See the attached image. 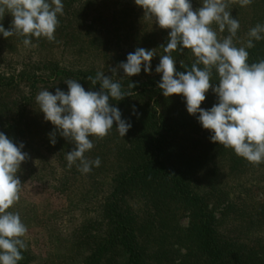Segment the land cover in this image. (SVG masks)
Returning a JSON list of instances; mask_svg holds the SVG:
<instances>
[{"label": "rangeland", "instance_id": "374dc122", "mask_svg": "<svg viewBox=\"0 0 264 264\" xmlns=\"http://www.w3.org/2000/svg\"><path fill=\"white\" fill-rule=\"evenodd\" d=\"M190 2L194 11L202 6V0ZM62 3L63 15L57 14L59 25L52 42L44 37H31V44L25 46V37L14 34L6 39L0 33V131L10 120L27 122L23 127H29L24 133L29 149H22L28 158L20 168L21 199L9 209L19 213L28 229L22 237L27 250H21L27 264L126 263L125 254L117 250L110 251L109 260L92 259L91 247L94 238L107 230L103 204L112 192L114 172L123 165L117 152L132 148L134 160L146 155L147 151L138 150L137 143H132L130 132L135 126L141 146L152 128L155 132L159 126L163 127L166 165L171 170L188 173V185L212 214L218 243L226 250L254 254V262L264 264V162L254 166L233 149L212 142V133L197 119L199 114L187 112L182 95H163L158 87L162 74L155 69L166 54L162 46L167 45L170 30L161 29L154 19H146L134 0H62ZM226 10L240 23L234 45L246 48L250 29L264 25V0H252L244 7L238 2L229 3ZM12 19L6 13L0 24L10 30ZM212 28L219 39L229 35L227 29L220 32L218 25L213 24ZM253 43L255 47L246 48L249 64L264 60V39H253ZM137 48L155 52L149 73L144 72L143 66L139 74L131 77L125 76L123 69L117 73L110 71L127 62V55ZM171 55L179 72L189 70L195 60L188 49ZM97 72L112 76L123 91L133 93L120 101L110 100L120 110L121 119L132 127L121 137L114 122L103 139L91 136L94 147L85 157L89 161L99 157L101 164L92 166L90 176L87 173L75 177L68 171L73 168L79 171L80 162L68 167L66 160V154L75 145L53 153L50 133L55 126L45 121L35 98L42 90L55 94L59 88L67 92L64 82L69 79L78 81L86 91H99L100 84L94 86L87 79L94 78ZM130 83L135 85L133 89H129ZM211 83L218 86L215 71ZM216 103L218 97L210 88L201 108L208 110ZM18 111L24 113L22 119H16ZM151 121L155 126L150 128ZM5 135L17 146L22 143L19 134L18 139L14 132ZM25 170L30 171L29 177L23 176ZM63 180L69 187L66 192L58 188ZM124 189L119 206L132 221L145 264H205L198 249L193 207L159 183H139Z\"/></svg>", "mask_w": 264, "mask_h": 264}, {"label": "clouds", "instance_id": "9594fccd", "mask_svg": "<svg viewBox=\"0 0 264 264\" xmlns=\"http://www.w3.org/2000/svg\"><path fill=\"white\" fill-rule=\"evenodd\" d=\"M142 8L146 19H154L161 29H168L165 55L160 58L156 73L162 74L158 87L165 97L182 95L190 115L197 116L199 123L212 135L210 139L224 148L233 149L235 154L257 166L264 162V60L249 64L246 48L255 47L253 39H264V25L257 24L250 29V37L245 47H236L233 38L240 28L238 19L226 9L229 3L248 6L252 0H202V6L193 10L190 0H134ZM62 0H0V20L6 13L13 17L10 30L0 24L4 38L14 34L23 36V44H31V37H44L49 42L55 40L59 25L57 14L63 15ZM219 31L227 29L229 35L219 39L212 25ZM191 51L195 57L186 72L176 70V60L171 53ZM154 50L137 48L127 55V62H121L112 73L123 69L125 76L131 77L141 72L151 71ZM184 66L183 61L180 62ZM202 65V67H201ZM213 70L218 77V86L213 87ZM92 85L100 84L99 91H86L76 80H66L68 91L56 88L55 94L42 90L36 96L45 121L55 126L50 133V142L56 143L57 133L74 149L66 154L68 167L79 161V170L89 173L93 165L99 167L97 157L89 161L85 153L94 147L89 138L106 137L116 125L121 137L132 127L121 119V112L110 104V100L120 101L132 96L131 91H123L118 81L104 72L87 78ZM129 89L135 85L130 83ZM218 97V103L210 109L201 108L209 89ZM24 144L17 146L9 137L0 132V264H18L23 259L21 250H27L22 239L28 231L19 213L9 211L19 203L22 184L17 177L21 164L28 158L23 152Z\"/></svg>", "mask_w": 264, "mask_h": 264}, {"label": "trees", "instance_id": "16d2710c", "mask_svg": "<svg viewBox=\"0 0 264 264\" xmlns=\"http://www.w3.org/2000/svg\"><path fill=\"white\" fill-rule=\"evenodd\" d=\"M215 71V70H213ZM8 108H5L7 110ZM24 113L18 111L16 119H22ZM136 121V120H133ZM153 121V120H152ZM148 122L150 128L154 125ZM6 127H1V131L4 134L13 133L19 134L22 137V143L25 149H29L27 142L24 138V133L28 130V126L23 127L27 122L19 124L13 120L8 122ZM155 126V125H154ZM137 126L132 127L131 135L132 143H137L138 150L144 149L146 152L145 157L140 160L135 159V150L132 148H126L118 151L117 154L122 161V166L117 172H114V176L111 179L112 192L105 198L103 204V210L105 212L106 229L101 237L94 238V245L91 247V258L102 259L107 257L111 258L110 251H121L126 256L125 264H145L143 259V252L139 244L138 236L133 227L132 221L127 213H125L119 206V198L125 192L124 188H128L132 185H138L139 183H159L162 184L171 194L181 198L189 206L193 207L195 211L194 224L196 227V235L198 239V249L200 254L204 257L205 264H257L254 254L245 253L244 251H231L222 247L217 240V232L215 231L214 219L210 211H208L207 205H204L202 198L194 190L191 189L190 183L188 185V173L181 170H171L168 168L165 162V144H164V131L163 127L159 126L158 129L153 132V129L149 133L148 140L142 142V146L139 145L137 137L135 135ZM57 135H59L57 133ZM18 139V136L16 135ZM91 138V137H89ZM56 143L52 146L54 154H57L61 150H65L66 147H70L73 143H68L62 136L56 137ZM51 143V142H50ZM74 145V144H73ZM137 150V151H138ZM91 152V150H90ZM63 154V153H62ZM134 162L131 164V161ZM75 167V165H73ZM95 170V169H94ZM96 171H99L96 169ZM26 173V174H25ZM71 176L85 175L80 170L68 171ZM30 171H24L23 176L29 177ZM21 176V172L17 173V177ZM90 176V173L88 174ZM33 180V178H32ZM66 181H62L58 188L66 192L69 187ZM91 192V191H90ZM92 193V192H91ZM206 195L203 198L206 199ZM89 239L86 240L89 243ZM84 245V241L82 242ZM82 243L80 245H82ZM237 251V252H236ZM256 255V254H255ZM23 259L18 261V264H27L25 255L22 254ZM254 256V257H253ZM251 258V261L248 260ZM253 261V262H252Z\"/></svg>", "mask_w": 264, "mask_h": 264}]
</instances>
